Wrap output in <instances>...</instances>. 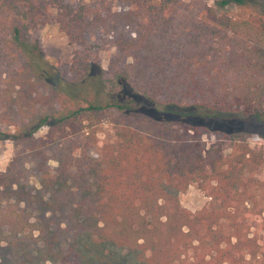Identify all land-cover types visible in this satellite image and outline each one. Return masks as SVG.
Segmentation results:
<instances>
[{
  "label": "trees",
  "instance_id": "obj_1",
  "mask_svg": "<svg viewBox=\"0 0 264 264\" xmlns=\"http://www.w3.org/2000/svg\"><path fill=\"white\" fill-rule=\"evenodd\" d=\"M246 2L264 0H221ZM54 9L75 46L70 76L38 35ZM92 12L0 0V140L14 145L0 172V264H83L85 233L143 264H264V136L201 121L264 122V9L116 0ZM108 46L132 59L111 76ZM192 184L210 198L197 210L179 198Z\"/></svg>",
  "mask_w": 264,
  "mask_h": 264
},
{
  "label": "rangeland",
  "instance_id": "obj_2",
  "mask_svg": "<svg viewBox=\"0 0 264 264\" xmlns=\"http://www.w3.org/2000/svg\"><path fill=\"white\" fill-rule=\"evenodd\" d=\"M79 5H87L93 9L92 14L96 13L105 3H115L116 0H72ZM211 5L215 6L219 12H227L235 17H246L251 11L264 9L263 3L246 2L242 4L222 5L221 0H207ZM56 10L54 9L50 20L38 31L41 38L42 46L46 58L53 62L62 76H70L71 61L74 55L75 46L71 45L67 34L60 29L56 22ZM115 48L108 46L100 50L99 56L102 65L111 76L117 68H126L132 62V59H123L117 61L114 56ZM195 109V108H189ZM203 124L213 128L227 131L245 130L256 132L264 136V122L246 117L244 114H225L221 117H214L201 120ZM108 127L107 125H105ZM4 130H12L8 125H3ZM47 127L40 130L45 133ZM101 136L108 137V131H103ZM110 138V137H108ZM208 141L211 139L204 135ZM14 155V145L10 139L0 140V172L7 169L12 156ZM56 162L51 161V166H55ZM260 176L264 177V165L260 168ZM180 201L183 206L197 210L202 208L208 201L209 197L201 190L197 184H192L189 189L179 194ZM37 234V232H36ZM99 249H103L104 253H99ZM79 251L83 264H143L138 257V251L127 246L112 244L111 242H102L98 245L96 239L89 233H85L80 237ZM103 257V259H102Z\"/></svg>",
  "mask_w": 264,
  "mask_h": 264
},
{
  "label": "water",
  "instance_id": "obj_3",
  "mask_svg": "<svg viewBox=\"0 0 264 264\" xmlns=\"http://www.w3.org/2000/svg\"><path fill=\"white\" fill-rule=\"evenodd\" d=\"M187 108H184V109H182V110H186Z\"/></svg>",
  "mask_w": 264,
  "mask_h": 264
}]
</instances>
